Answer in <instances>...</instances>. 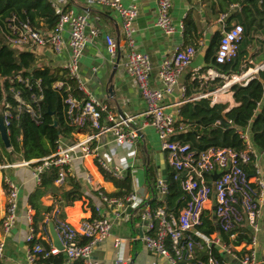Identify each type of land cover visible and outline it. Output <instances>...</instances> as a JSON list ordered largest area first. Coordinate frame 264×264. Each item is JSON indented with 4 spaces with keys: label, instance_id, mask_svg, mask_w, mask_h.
I'll list each match as a JSON object with an SVG mask.
<instances>
[{
    "label": "built area",
    "instance_id": "1",
    "mask_svg": "<svg viewBox=\"0 0 264 264\" xmlns=\"http://www.w3.org/2000/svg\"><path fill=\"white\" fill-rule=\"evenodd\" d=\"M93 2L115 11L122 20L123 35L127 44L125 70L136 82L140 95L147 105L145 116L148 124L156 130L159 136L162 150L167 154L168 163L173 170L174 180L180 182L182 190L190 198L187 207L178 216L162 206L143 205L141 220L146 230V234L143 236L145 247L149 251L167 258L171 264H179L183 260L195 261L198 249L206 251L208 261L207 263L197 262L196 264H264V260L260 261L257 258L258 236L261 233V206L264 198V181L262 178L264 152H259L253 143V120L246 130L238 129L246 148L242 152L232 149L211 148L205 152L197 153L189 144L179 141L177 135L184 132V129L179 126L177 116L167 113L164 100L180 86L181 77L192 64L197 54V48L194 46L178 48L171 57L165 59L158 73L164 88H154L150 84L151 59L149 55L139 53L136 49L134 23L139 14L137 6L126 7L122 0H93ZM172 9V0H158L156 25L168 37L176 33ZM56 10L60 15V21L53 33L44 35L29 24L17 25L13 20L10 27L12 36L7 38L8 43L13 48L33 50L34 48L52 47L56 52H61L66 46L63 33L67 27L69 33L67 45L71 50V58L66 65V70L70 78L78 83L79 90L87 98L82 109H80L81 103L78 101L72 98L68 101L71 105V111L74 109L81 111L76 122L83 126L89 121L94 128L100 130V134L112 133L114 143L117 146L128 148V150L134 149L139 139L138 132L128 131L125 121H117L110 112V107L93 99L82 81L80 61L89 42L86 35V31L90 27L88 16L76 15L72 10ZM226 18L227 15H223L221 21H225ZM182 28L183 26H181ZM224 30L215 56L217 65L227 64L237 57L239 44L244 37V27L240 24H236L230 29L224 27ZM99 34L100 30L97 28L91 30V36L97 37ZM105 42L110 57L115 60L120 51L118 42L111 36H107ZM263 71L264 64L249 69L244 74L230 76L208 69L204 74H200V78L208 82L223 79L226 85L214 91L213 94L217 95L229 92L230 87L234 85L247 86L251 81L258 78V75ZM195 75H199V70H196ZM18 79L29 86V81H24L21 77ZM180 88L185 97L187 89L185 87ZM207 97L192 98L188 102H195L201 98L207 99ZM16 99L19 103L24 104L20 96H17ZM262 104L263 102L258 104L257 114ZM9 107L10 105L7 104V108ZM27 109L33 113L31 106L27 105ZM103 114L107 115L108 124L101 127L100 120ZM11 117L9 110L4 112L7 127ZM93 140L94 137H89L84 142L72 147L64 146L60 141L56 152L43 159L41 164L35 167L36 179L40 182L41 176L46 170L55 168L59 174L57 184H64L69 174V166L76 155L75 152L79 151L83 158L94 154L91 147ZM122 162L126 163L127 161ZM251 163L254 164L255 168L254 176L249 175L247 171V167ZM22 165L30 164L22 162ZM99 166L114 178H123L122 167H111L103 160H99ZM7 167L3 166L2 168ZM218 174L219 176L215 178ZM89 182L91 183V179ZM4 184L7 192V204L3 230L5 234H8L18 219L19 188L8 177H4ZM167 192V185L163 184L161 193L166 195ZM103 198L110 206H114L118 220L125 212L127 204L131 208H138L141 205L140 199L135 195L125 199ZM211 202L215 205L214 217L211 219L218 229L229 234L232 241L239 236L238 229L244 228L252 236L250 244L237 247L225 243L218 233L207 237L198 231ZM98 214L101 215L99 218L85 220L79 228L73 227L65 220H60L57 216L55 217L56 231L65 248L63 252L66 260L63 264H76L77 261L93 264L91 259L95 245L107 239L114 226L109 218L102 216L100 210H98ZM81 237L87 238L89 242L81 245ZM197 239L200 241L198 242ZM27 243L29 248L25 264H41L40 260L43 256L61 253L55 248L46 253L45 248L37 240V232L33 226L30 228ZM119 245L120 241H117L116 246ZM214 249L218 250L222 258L214 255ZM239 253L244 254L239 255ZM4 254L5 241L0 236V259L4 257Z\"/></svg>",
    "mask_w": 264,
    "mask_h": 264
},
{
    "label": "crops",
    "instance_id": "2",
    "mask_svg": "<svg viewBox=\"0 0 264 264\" xmlns=\"http://www.w3.org/2000/svg\"><path fill=\"white\" fill-rule=\"evenodd\" d=\"M50 1L56 9L72 10L76 15L88 16L90 27L87 29L86 35L89 38V42L80 61L82 81L85 83L93 99L110 107V112L117 121L126 122V129L128 131L133 130L139 134L135 148L129 150L128 148L117 146L114 143V135L112 133L100 134L99 132L98 134H90L89 131L82 134H74L71 138L60 140L64 146L72 147L80 142H84L89 137H94L91 145L94 154L83 158L80 152L77 151L75 152L76 155L72 164L69 166L68 177L75 178L79 182L82 187L83 197L72 206L63 209L65 213L63 220L73 227L79 228L83 221L99 218L101 215L98 214V210H100L102 216L109 218L113 222L114 226L111 235L107 239L97 243L93 249L91 259L93 264H171L167 258L149 251L143 242L146 230L141 220L142 207L143 205L154 207L152 203L156 200L157 202H165L160 197L162 193L159 186L161 184L167 185L169 176L173 174V170L168 163L167 154L162 150L156 130L148 124L145 116L147 105L140 95L138 86L125 70L127 44L123 35L122 20L115 11L96 4L93 0ZM210 2L211 0H172V18L176 25V33L168 37L156 25L158 19V0H122L124 6L136 5L138 8L139 14L134 23L136 29V49L139 53L149 55L151 59L150 84L154 88H164L158 74L162 62L171 57L178 48L187 46L185 38L186 22L194 20L198 27L197 54L192 64L183 73L180 86L172 95L167 96L164 100L167 113L178 118L181 107L188 103L189 99L200 96H208L207 99L211 101L212 106H227L228 111L238 106L234 99L232 86L228 90L229 92L217 95L213 94L214 91L226 85L223 79H217L222 81V84L214 88L212 87L214 82H208L200 78V74H204L208 69H213L224 74L210 64L209 53L212 47L222 38L225 31L224 27L225 29H230L232 26L239 24L237 21L231 20L228 14H226V20L221 21V17L224 14L218 17L215 16ZM233 9L240 12L239 6H233ZM181 26H183L182 29ZM93 28L100 30L99 36H91ZM107 36L113 37L119 44L120 51L115 60L108 53L105 42ZM63 38L66 46L61 52H56L52 47L34 48L28 51L38 56L41 68L66 70V65L71 58V50L67 45L69 42L67 27L63 33ZM20 49L27 51L25 48ZM249 51L250 58L248 62L251 67H244V70L237 75L244 74L247 70L259 66L254 65V62L258 60L262 59L261 64H264V47L261 44H253L250 46ZM118 60L119 64L117 66ZM196 70H199V75L197 76L195 75ZM224 75L230 76L236 74ZM194 81H203L204 84H207V89L194 93L189 98L184 97L180 87L187 89V85H190ZM57 86L61 87V84ZM111 86H113L114 97L109 94ZM202 99L205 98L196 101ZM106 116L104 125L108 124ZM11 150L8 151L11 152ZM99 160L107 162L111 167H122V179L128 173H131L133 181V193L131 195L137 196L141 201V205L138 208L132 207L131 210L127 204L126 210L119 220L116 218L114 206H110L103 198L115 199L116 197H111V195L117 193L118 190L114 183L107 180L102 174ZM124 160L127 162H122ZM22 162H28L30 165L23 166ZM36 162V160L25 161L21 157L12 156L10 163L0 164V236L5 241V254L0 259V264H25L26 262L29 248L27 238L30 234V228L33 226V217L35 215V211L29 206V197L41 183L35 176L36 166L34 164ZM3 166L8 167L2 168ZM151 170L156 175L158 182L156 189L151 187L149 182L148 176ZM164 172L166 175L163 174ZM262 172L264 181V161ZM4 177H8L19 188L18 219L8 234H5L3 230V220L7 204ZM165 177L167 181H164ZM89 179H91V183ZM64 184H57L56 182V186L58 187H62ZM67 189L69 190L70 187H67ZM167 194L168 192L166 196ZM41 202L46 207L55 205L53 212L46 216L45 223L47 227L44 226V223H39L38 230L36 231L37 240L42 246L45 248V245H48L52 249L55 247L50 234V224H54L56 229L54 219L56 216L59 217L62 209H60L57 200L53 198L51 193L45 195ZM214 207V203L211 202L205 212V216L213 218ZM261 210V233L258 236L257 258L263 261L264 198ZM87 240V238L81 237L80 244L84 245ZM117 241H120L118 247L116 246ZM197 251L199 252L200 249ZM76 264L86 263L84 261H77Z\"/></svg>",
    "mask_w": 264,
    "mask_h": 264
},
{
    "label": "trees",
    "instance_id": "3",
    "mask_svg": "<svg viewBox=\"0 0 264 264\" xmlns=\"http://www.w3.org/2000/svg\"><path fill=\"white\" fill-rule=\"evenodd\" d=\"M211 8L215 16L226 15L231 20L237 21L244 27V37L239 44L237 57L224 65H217L214 60L220 40L214 45L209 53L210 64L224 74H238L244 67H251L249 48L253 44H261L264 47V0H211ZM239 6L240 12L233 9ZM29 24L35 30L43 34L53 33L60 21V15L50 0H0V111H10V124L7 127L12 150L9 152L0 138V164L12 161V156L21 157L25 161H37L34 166L41 164L45 158L52 156L57 149L58 143L63 138H71L74 134H82L90 131V134H98L99 129L93 127L91 122L81 126L76 122L80 110L71 111L68 103L70 98L81 103L80 109L86 103V96L79 90L78 83L70 78L67 70H51L39 66L38 56L20 48H13L8 43V37L12 36L11 24ZM198 27L194 20H188L185 24V38L187 46H197L199 40ZM262 36V37H261ZM264 57V56H263ZM29 81V86L21 82ZM61 84V87L57 85ZM222 81L217 80L212 87H218ZM207 89V84L202 81H194L187 85L189 98L194 93ZM237 107L228 111L225 105H211L208 99L188 102L184 104L179 113V126L184 129L177 135V139L184 144H189L197 153L214 149H232L237 152L245 151V144L240 138L238 129L246 130L251 120L253 143L259 152H264V71L258 78L251 81L247 86L234 85L232 87ZM20 96L24 104L16 99ZM262 107L256 113L259 103ZM7 104L10 105L7 108ZM27 105L31 106L33 113L28 111ZM105 114L102 115L100 126H104ZM107 117V116H106ZM57 123V127L54 124ZM101 168V167H100ZM249 175L255 173L254 164L247 167ZM104 177L113 182L118 192L111 195L125 199L133 193V181L131 173L118 180L101 168ZM58 170L51 168L41 176V183L29 197V206L35 211L33 227L38 230V224L45 223L46 216L51 214L55 205L46 207L41 202L42 198L51 193L57 200L62 211L59 219L65 218L64 208L72 206L82 199V187L72 177H67L62 187L56 186ZM151 187L157 188L158 182L152 170L149 172ZM67 187H70L68 190ZM256 187V186H255ZM168 194L165 202L152 203L154 207H165L169 212L179 215L187 207L190 198L182 190L180 182L170 175L167 183ZM56 225V222H55ZM198 231L207 237L216 233L227 244L241 246L250 244L252 236L249 231L240 228L239 236L230 240V235L218 229L210 216H203L202 224ZM236 231V230H235ZM199 242L200 240L197 239ZM85 241L84 244L88 243ZM46 253L51 247L45 245ZM214 255L222 258L217 249ZM244 254V253H243ZM239 253V255H243ZM65 254L43 256L41 264H63ZM208 256L205 250L197 251L195 261H180L179 264L207 263Z\"/></svg>",
    "mask_w": 264,
    "mask_h": 264
},
{
    "label": "water",
    "instance_id": "4",
    "mask_svg": "<svg viewBox=\"0 0 264 264\" xmlns=\"http://www.w3.org/2000/svg\"><path fill=\"white\" fill-rule=\"evenodd\" d=\"M119 64V60H118V63H117V66ZM109 94L111 96H115L114 92H113V86H111L109 88ZM125 119V118H124ZM55 127H57V123L54 124ZM0 138H1V141L2 143L4 144L5 148L7 150H11L12 149V145H11V141H10V137H9V134H8V129H7V126L5 124V118H4V113L2 111H0ZM164 175H166V173L164 172L163 173ZM218 175L215 176L218 177ZM164 181H167L166 180V177L164 178ZM159 189L161 191L162 189V186L160 185L159 186ZM163 200H166L167 196L165 194H161L160 196ZM129 209L131 210V207H129ZM50 234H51V237L53 239V244H54V247L55 249H57L58 251L60 252H63L65 250L60 238H59V235L55 229V226L54 224H50Z\"/></svg>",
    "mask_w": 264,
    "mask_h": 264
},
{
    "label": "rangeland",
    "instance_id": "5",
    "mask_svg": "<svg viewBox=\"0 0 264 264\" xmlns=\"http://www.w3.org/2000/svg\"><path fill=\"white\" fill-rule=\"evenodd\" d=\"M262 37V36H261ZM262 39H264L263 37H262ZM262 52H263V49H262ZM264 54V53H263ZM262 59L261 60H258L257 62H254V65H261V63H262Z\"/></svg>",
    "mask_w": 264,
    "mask_h": 264
}]
</instances>
